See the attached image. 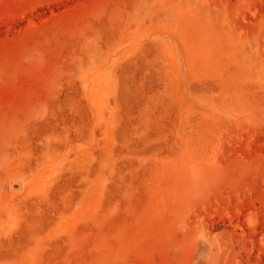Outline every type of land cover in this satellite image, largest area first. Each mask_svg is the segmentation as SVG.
Returning a JSON list of instances; mask_svg holds the SVG:
<instances>
[{
	"label": "rangeland",
	"instance_id": "374dc122",
	"mask_svg": "<svg viewBox=\"0 0 264 264\" xmlns=\"http://www.w3.org/2000/svg\"><path fill=\"white\" fill-rule=\"evenodd\" d=\"M0 264H264V0H0Z\"/></svg>",
	"mask_w": 264,
	"mask_h": 264
}]
</instances>
